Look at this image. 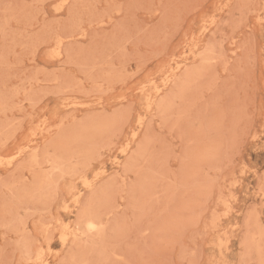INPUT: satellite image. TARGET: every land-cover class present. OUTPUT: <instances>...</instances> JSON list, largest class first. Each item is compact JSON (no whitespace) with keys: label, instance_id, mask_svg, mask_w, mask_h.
Instances as JSON below:
<instances>
[{"label":"rangeland","instance_id":"obj_1","mask_svg":"<svg viewBox=\"0 0 264 264\" xmlns=\"http://www.w3.org/2000/svg\"><path fill=\"white\" fill-rule=\"evenodd\" d=\"M0 264H264V0H0Z\"/></svg>","mask_w":264,"mask_h":264}]
</instances>
